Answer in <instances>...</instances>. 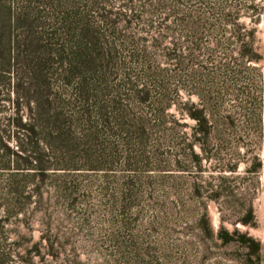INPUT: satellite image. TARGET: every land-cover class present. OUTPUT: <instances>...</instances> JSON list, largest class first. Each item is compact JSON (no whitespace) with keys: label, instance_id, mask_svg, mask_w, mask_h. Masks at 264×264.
I'll list each match as a JSON object with an SVG mask.
<instances>
[{"label":"rangeland","instance_id":"rangeland-1","mask_svg":"<svg viewBox=\"0 0 264 264\" xmlns=\"http://www.w3.org/2000/svg\"><path fill=\"white\" fill-rule=\"evenodd\" d=\"M112 1L111 11L118 12L122 1ZM143 1L133 0L136 7L114 30L99 27L96 5L67 1L77 18L87 15L95 37L99 29L114 42L122 66L106 74L105 83L96 63L88 70L86 105L78 99L76 83L50 77L44 118L49 129L59 117L66 121L68 143L39 145L52 168L43 178L31 167L34 162L15 156L19 124L28 121L29 109L15 99L11 85L0 81V264H245L242 234L264 245V0H178L175 12L163 5L151 16L147 10L156 0H146L142 8ZM7 2L0 0V7ZM225 17L242 28L244 37L253 32L257 61L242 64ZM191 42L198 46L196 53L200 47L212 50V56L199 52L198 66L186 60L180 70L164 57L176 50L190 58ZM91 55L96 61V45ZM220 64L226 65L224 72L218 71ZM203 77L209 111L200 103L197 82ZM103 109L110 129L101 134L96 131ZM186 109H204L214 127L208 144L216 157H202L198 165L189 161L188 141L179 145L195 126ZM18 135L26 143L24 133ZM43 136L39 129L37 137L45 142ZM192 150L201 156L198 146ZM177 160L184 170H176ZM257 162L256 171H249ZM13 181L28 198L16 212L8 209ZM194 184L205 188L196 190ZM203 201L210 238L198 228ZM248 206L251 225L220 223V215L236 220ZM220 229L227 242L216 236ZM259 253L264 264V252Z\"/></svg>","mask_w":264,"mask_h":264},{"label":"trees","instance_id":"trees-1","mask_svg":"<svg viewBox=\"0 0 264 264\" xmlns=\"http://www.w3.org/2000/svg\"><path fill=\"white\" fill-rule=\"evenodd\" d=\"M68 0H11V3H4L0 7V81L11 85L12 91L15 94L17 101H22L28 109V121L24 124L20 123V130L17 132L18 151L15 152L16 158L23 160L27 163H33L31 167L33 169L40 170L38 177H45L44 171H47L50 166L45 164L46 160L44 155L40 151L39 145H44L43 149H48L49 143L52 141H58V143H68L67 137H64L66 132L64 125L66 121H62V117L55 120L52 127L47 128L48 124L45 121L44 113H46V105H49L50 89L52 85L50 83V77L53 74H57L60 79L65 80L66 83H76L78 89V99H82V104L86 105L89 99V82L86 78L88 70L93 69L96 63V73L102 79V82H106V74L114 71L115 73L122 66L119 64V57L116 56L117 47L113 41L106 38V35L100 33L99 29H96V37L94 36V30L90 26V21L87 15H81L77 18L76 13L72 12L73 3L67 2ZM89 6L96 5V11L98 14L99 27L111 28L114 30L116 23L125 21L124 13L132 12L134 10L135 2L133 0H121L119 4L118 12L111 11L113 4L112 0H85ZM139 1V0H138ZM181 1V0H179ZM178 0H156L150 3V9L147 10L149 16L153 13H157L161 6L166 5L170 12H175V8L178 6ZM183 1V0H182ZM88 6V7H89ZM147 6L146 0L143 1L142 8ZM162 8V7H161ZM123 9L124 11H121ZM253 9V8H250ZM146 11V10H145ZM133 15L130 14L131 19ZM84 20V21H83ZM224 21L231 24V33L235 36L238 42V56L244 65V62L251 63L257 61V56L252 48L251 39H253V32L249 31L245 37L248 40L245 41L244 33H241V27L238 24H234L231 17H225ZM96 40V41H95ZM96 45V61L94 56L91 55L93 48ZM193 47H198L194 42H191L188 53L190 58H184L180 54L175 52H164V57L169 60H173V65L180 70L181 65H185L186 60H190L189 66H198L196 61L199 59V52L205 57L212 56V50L203 49L200 51V47L197 52ZM188 65L185 69H188ZM224 64H220L218 71H225ZM223 70V71H222ZM212 72V71H210ZM214 74V72H212ZM7 75L4 76V75ZM9 74L11 78H9ZM125 74V73H124ZM210 80L212 81V74ZM219 74V72L217 73ZM110 75V74H109ZM124 79L129 80L128 76H123ZM195 79V78H194ZM207 79L204 77L198 81L200 84V103L201 106L209 111L210 104V92L208 91ZM204 83V84H203ZM125 85V83H123ZM199 87V86H198ZM148 95V92H144ZM159 96L161 94H158ZM147 97V96H146ZM249 100H253L252 96H248ZM172 100H168L167 104ZM115 100L112 101L114 105ZM116 103V102H115ZM83 108V107H82ZM86 113L88 110L83 108ZM207 112V111H206ZM185 113L189 115L195 121L194 129L190 133L188 138H184L179 142V145L184 142V139L188 141L187 147L190 150L189 161L198 165L201 158L210 160L212 157H216L215 154H211L208 140L211 138L212 127L211 120L206 117L205 110H191L186 109ZM99 129L96 125V133L103 132V128L110 129L109 119L106 109L99 112ZM50 117H46L49 121ZM45 123L46 126L43 125ZM233 126V124H232ZM39 129L44 133L43 140H39ZM26 138V143L20 142L18 134H23ZM52 134L54 136H52ZM97 137V135H96ZM50 139V141L48 140ZM47 139V140H45ZM138 139L141 143L145 142L146 134L142 132L138 135ZM43 142V143H41ZM27 144V147L24 145ZM198 146L201 153L194 154L193 147ZM185 151V148L182 149ZM182 161L187 162L188 154L183 152ZM187 157V158H185ZM130 161V159H128ZM176 170H184L185 166L181 161H176ZM131 165V164H130ZM260 166V163L253 165V168L249 171H256ZM28 167V166H26ZM130 167V166H128ZM198 167V166H197ZM263 167V166H262ZM29 169V168H25ZM54 169V168H53ZM60 169V168H56ZM233 166L228 167V170H233ZM134 170V169H133ZM12 181V180H10ZM12 186L16 184V187L12 190L15 195L13 202L10 203V211H18L23 209L28 198L21 196L22 185L16 181L11 182ZM196 190L205 188L199 184H194ZM219 196H213L212 199L217 201ZM22 198V199H21ZM203 214L198 221V228L202 230L203 236L210 238L212 232L206 219L205 203L201 202ZM251 209L248 206L247 214L236 218V220H228V218L220 215V223L223 221H231V223L240 222L243 225L252 224ZM222 227V226H221ZM220 227V228H221ZM221 241L227 242V234H224L221 229L216 235ZM243 248L247 250L245 264H261L260 251L264 252V245H260L254 241L250 236L242 234L241 237ZM261 256V257H260ZM252 257L256 260H253Z\"/></svg>","mask_w":264,"mask_h":264}]
</instances>
